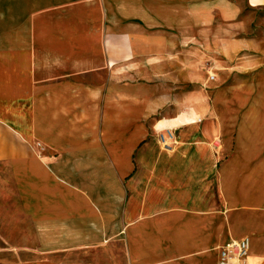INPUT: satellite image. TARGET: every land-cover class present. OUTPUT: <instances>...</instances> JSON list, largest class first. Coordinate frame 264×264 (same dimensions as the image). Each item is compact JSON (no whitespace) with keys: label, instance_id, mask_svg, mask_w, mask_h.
Masks as SVG:
<instances>
[{"label":"crops","instance_id":"obj_1","mask_svg":"<svg viewBox=\"0 0 264 264\" xmlns=\"http://www.w3.org/2000/svg\"><path fill=\"white\" fill-rule=\"evenodd\" d=\"M0 164V264H264V0H0Z\"/></svg>","mask_w":264,"mask_h":264},{"label":"rangeland","instance_id":"obj_2","mask_svg":"<svg viewBox=\"0 0 264 264\" xmlns=\"http://www.w3.org/2000/svg\"><path fill=\"white\" fill-rule=\"evenodd\" d=\"M11 189H13V185L10 180L9 173H7L4 165L0 164V208L1 205L2 207L9 208L8 203L12 198L9 193L11 192ZM5 214L6 216L0 215V219H3L2 221H0V223L4 224L2 226L0 225V248L2 246L8 245L26 247L29 244L30 237V234H28L29 230L27 229L26 225L11 226V215L9 214V212H6ZM3 236L8 242L4 241Z\"/></svg>","mask_w":264,"mask_h":264},{"label":"built area","instance_id":"obj_3","mask_svg":"<svg viewBox=\"0 0 264 264\" xmlns=\"http://www.w3.org/2000/svg\"><path fill=\"white\" fill-rule=\"evenodd\" d=\"M214 78V74H209ZM159 140L163 149L172 150L178 143L174 131L167 129L159 134ZM251 249L250 237L230 239L220 247L218 264H250L249 253Z\"/></svg>","mask_w":264,"mask_h":264}]
</instances>
